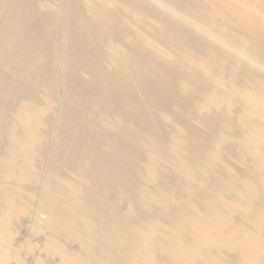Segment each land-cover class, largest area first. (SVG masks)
<instances>
[{
	"label": "bare ground",
	"instance_id": "1",
	"mask_svg": "<svg viewBox=\"0 0 264 264\" xmlns=\"http://www.w3.org/2000/svg\"><path fill=\"white\" fill-rule=\"evenodd\" d=\"M0 264H264V0H0Z\"/></svg>",
	"mask_w": 264,
	"mask_h": 264
}]
</instances>
